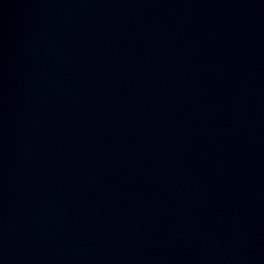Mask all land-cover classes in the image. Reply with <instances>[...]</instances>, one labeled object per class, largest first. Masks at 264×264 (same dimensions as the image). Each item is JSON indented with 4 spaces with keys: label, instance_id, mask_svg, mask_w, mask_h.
Here are the masks:
<instances>
[{
    "label": "water",
    "instance_id": "obj_1",
    "mask_svg": "<svg viewBox=\"0 0 264 264\" xmlns=\"http://www.w3.org/2000/svg\"><path fill=\"white\" fill-rule=\"evenodd\" d=\"M0 264H264V0H0Z\"/></svg>",
    "mask_w": 264,
    "mask_h": 264
}]
</instances>
